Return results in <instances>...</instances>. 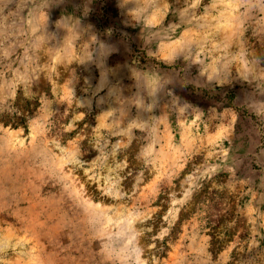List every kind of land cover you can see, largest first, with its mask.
<instances>
[{"label": "rangeland", "instance_id": "1", "mask_svg": "<svg viewBox=\"0 0 264 264\" xmlns=\"http://www.w3.org/2000/svg\"><path fill=\"white\" fill-rule=\"evenodd\" d=\"M0 264H264V0H0Z\"/></svg>", "mask_w": 264, "mask_h": 264}, {"label": "trees", "instance_id": "2", "mask_svg": "<svg viewBox=\"0 0 264 264\" xmlns=\"http://www.w3.org/2000/svg\"><path fill=\"white\" fill-rule=\"evenodd\" d=\"M24 127H26L25 125H23ZM216 242V241H215Z\"/></svg>", "mask_w": 264, "mask_h": 264}]
</instances>
